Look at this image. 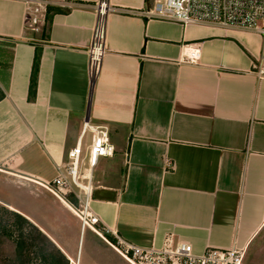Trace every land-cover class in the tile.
Returning <instances> with one entry per match:
<instances>
[{"label": "crops", "instance_id": "obj_1", "mask_svg": "<svg viewBox=\"0 0 264 264\" xmlns=\"http://www.w3.org/2000/svg\"><path fill=\"white\" fill-rule=\"evenodd\" d=\"M44 1L35 31L33 2L0 0V177L71 222L57 224L55 238L34 208L0 203L74 262L59 241L65 230L74 235L79 219L40 183L54 181L89 120L108 128L115 147L93 169L91 208L102 225L141 247H161L173 235L196 252L238 247L243 264H264V77L255 73L263 35L148 18L143 12L155 0H110L117 10L108 16L106 54L91 83L98 0ZM188 45L200 50L194 64L182 62ZM91 143L88 131L86 156Z\"/></svg>", "mask_w": 264, "mask_h": 264}, {"label": "built area", "instance_id": "obj_2", "mask_svg": "<svg viewBox=\"0 0 264 264\" xmlns=\"http://www.w3.org/2000/svg\"><path fill=\"white\" fill-rule=\"evenodd\" d=\"M34 3L30 8L29 21L38 31L40 17L45 11L44 0H26ZM96 21L93 38L88 50L89 76L91 83L98 78L106 54L107 21L110 13L116 11L110 0H98L96 3ZM151 19L190 24H209L222 28L253 30L264 37V0H155L153 5L143 12ZM200 58V50L188 45L184 50L183 63L194 64ZM258 78L264 77V53L256 69ZM92 133L89 148V166L82 172L83 156L81 139L86 132ZM115 147L111 142L106 126H95L89 120L84 123L81 138L77 145L68 152V162L58 166V174L52 183L40 185L53 194L73 212L80 221L81 234L90 230L106 241L129 264H243L245 250L238 247L220 249L209 247L203 252H196L193 245L176 240L169 235L161 247H141L131 244L102 225L100 218L93 212V169L101 157L113 156ZM82 179L87 182L83 183ZM73 195L78 204L67 197ZM115 238V242L108 239ZM79 264V263H75Z\"/></svg>", "mask_w": 264, "mask_h": 264}, {"label": "rangeland", "instance_id": "obj_3", "mask_svg": "<svg viewBox=\"0 0 264 264\" xmlns=\"http://www.w3.org/2000/svg\"><path fill=\"white\" fill-rule=\"evenodd\" d=\"M83 156H85L84 153ZM89 162V156L87 155L82 167L83 173H85L86 169L88 168ZM82 182L86 183L87 181L82 179ZM29 191L30 189L19 186L17 183H15V181L4 185L1 182L0 177V198L13 206L20 208L21 210H25L24 212H33L34 208V212L39 223L44 226V228L48 230L50 234L57 238L54 235V230L56 229L57 224H60L62 227H64L63 224L65 225L66 223L71 222L69 214L62 212L54 204H48L42 200H32L33 198L29 194ZM75 217L77 216L75 215ZM79 228L75 231L73 236L70 232L65 230L66 234H64L63 238L64 243L59 241L69 256L74 258V262H71L72 264L77 263L78 259H76V257L77 253H79L78 242L81 233V229ZM82 240L84 243L80 248L79 264H129L106 241L102 239V243L100 240H98V238H95L94 236L92 238V234L89 232V230H86L83 233ZM6 249L8 250V247H4L3 251L5 252Z\"/></svg>", "mask_w": 264, "mask_h": 264}, {"label": "trees", "instance_id": "obj_4", "mask_svg": "<svg viewBox=\"0 0 264 264\" xmlns=\"http://www.w3.org/2000/svg\"><path fill=\"white\" fill-rule=\"evenodd\" d=\"M39 54L35 57L34 71L38 68ZM36 86L33 75L30 95ZM78 204L73 195L67 197ZM115 242V238L108 235ZM4 247L8 250L4 252ZM0 264H72L67 254L35 223L21 213L0 203Z\"/></svg>", "mask_w": 264, "mask_h": 264}, {"label": "water", "instance_id": "obj_5", "mask_svg": "<svg viewBox=\"0 0 264 264\" xmlns=\"http://www.w3.org/2000/svg\"><path fill=\"white\" fill-rule=\"evenodd\" d=\"M81 235H82V234H81ZM79 255H80V253L78 254V259H77V263H79V258H80V256H79Z\"/></svg>", "mask_w": 264, "mask_h": 264}, {"label": "bare ground", "instance_id": "obj_6", "mask_svg": "<svg viewBox=\"0 0 264 264\" xmlns=\"http://www.w3.org/2000/svg\"><path fill=\"white\" fill-rule=\"evenodd\" d=\"M80 260V259H79Z\"/></svg>", "mask_w": 264, "mask_h": 264}]
</instances>
